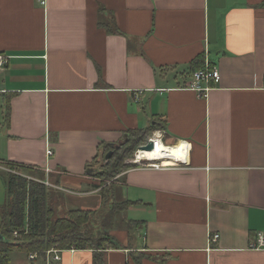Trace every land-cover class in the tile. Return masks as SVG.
I'll use <instances>...</instances> for the list:
<instances>
[{
  "label": "crops",
  "instance_id": "obj_1",
  "mask_svg": "<svg viewBox=\"0 0 264 264\" xmlns=\"http://www.w3.org/2000/svg\"><path fill=\"white\" fill-rule=\"evenodd\" d=\"M263 4L0 0L1 170H40L69 195L65 211H96L87 166L105 147L156 124L165 145L189 146L182 167L134 166L111 182L112 202H138L114 217L116 249L12 253L14 264H264L252 247L264 237ZM198 55L220 76L205 97L186 88Z\"/></svg>",
  "mask_w": 264,
  "mask_h": 264
},
{
  "label": "trees",
  "instance_id": "obj_2",
  "mask_svg": "<svg viewBox=\"0 0 264 264\" xmlns=\"http://www.w3.org/2000/svg\"><path fill=\"white\" fill-rule=\"evenodd\" d=\"M99 25L102 26L100 22ZM104 28L107 33L111 32L109 27ZM189 67L191 75L197 70L204 69L203 55L196 56L189 63ZM8 110L9 108L6 110V119L9 116ZM155 129L154 126H150L145 130L128 131L125 142L117 148L105 147L102 154L87 166L88 169L96 166L100 157L104 162L98 172L90 175L106 181L96 186L100 188L101 197V207L96 211L68 209L62 216L58 215L55 212V205H52L56 195L49 191L54 189L42 183L43 175L37 173L40 178L36 181L4 171L7 192L5 202L0 209V235L4 238L0 241V264H11L12 253H23L27 256L35 254L37 258L45 259L46 252L51 249L59 251L116 249L117 244L109 237L114 217L138 202H112L108 198L112 184H108V181L134 167L132 164H125V160L132 158L135 151L146 144L153 132L159 128ZM106 151L112 152L108 160L105 159ZM5 166L10 170L15 168L32 172L34 170L14 163ZM104 209L108 211L107 214ZM124 223L131 228L136 224L132 221Z\"/></svg>",
  "mask_w": 264,
  "mask_h": 264
},
{
  "label": "built area",
  "instance_id": "obj_3",
  "mask_svg": "<svg viewBox=\"0 0 264 264\" xmlns=\"http://www.w3.org/2000/svg\"><path fill=\"white\" fill-rule=\"evenodd\" d=\"M41 5L45 4V0H37ZM4 64V58L0 56V67H2ZM220 80L219 72L212 67L206 66L202 70H197L192 74L191 81L189 85L186 87L188 90L197 92L200 96L205 97L208 91L211 88V84H216ZM163 138V131L157 130L153 132L151 137L148 139V142L153 143V150L157 148L158 143L165 146L166 148L169 147H176L177 145L185 144V142H180L177 145L168 146L165 145L162 141ZM147 142V143H148ZM146 143V144H147ZM144 144L143 146H145ZM142 147V146H141ZM151 151H143L140 148H138L133 157L130 159L129 163L141 168H148L152 170H162L165 168H179L185 165L187 156L189 153V149L185 154H181L180 156H173V157H165V158H151L148 156V152ZM53 152L52 150L48 149L46 152L47 156H52ZM14 236H17V233H14ZM218 238L217 235H214L210 238V241L215 242ZM255 249H264V237L261 234H257V243L252 246ZM60 251L56 249H51L46 252V259L52 258L53 261L57 262L60 260ZM30 259H33L34 256L30 255Z\"/></svg>",
  "mask_w": 264,
  "mask_h": 264
},
{
  "label": "rangeland",
  "instance_id": "obj_4",
  "mask_svg": "<svg viewBox=\"0 0 264 264\" xmlns=\"http://www.w3.org/2000/svg\"><path fill=\"white\" fill-rule=\"evenodd\" d=\"M156 129L157 128H159V125H155L154 126ZM155 129V130H156ZM163 143H165V142H163ZM166 144V143H165ZM109 151H106V154L108 153ZM106 154H105V156H106ZM130 159L131 158H128V159H126L125 160V164H130L129 163V161H130ZM104 164V162L102 161V159H101V157L98 159V163H97V165L96 166H93L92 168H93V170H95V172H98L99 171V167L101 168V166ZM19 166V165H18ZM3 171V172H2ZM4 171L7 173H9V171L10 172H12L11 174H17V175H21V176H23V177H25V178H28V179H39L40 178V176H38L37 175V173H40L41 175H42V173H41V171L40 170H36V169H34L33 170V172L32 171H26V170H23V169H20V168H15V169H13V170H10L7 166H5L4 167V169H0V209H1V207L3 206V204H4V202H5V199H6V184H5V179H4V175H3V173H4ZM118 176V175H117ZM116 176V177H117ZM116 177L112 180V181H108V183L110 184L111 182H114L115 180H116ZM100 180V179H99ZM48 181H49V183L50 182H53V179L52 178H50V179H48ZM103 182H106L105 181V179L104 180H100V183H102L103 184ZM56 185V184H55ZM55 185H53V186H50V185H48L50 188H52V189H54V190H49V191H51V192H54L55 193V198H53V202H52V205L54 206L55 205V212H57V214L58 215H63L64 214V212H65V210H64V206H63V202L65 201L64 199H67L68 197H69V195H67V194H65V193H61L59 190H58V188H57V186H55ZM71 198H73V197H71ZM74 199H76L75 197H74ZM66 204H68V201H66L65 202ZM57 204H58V206H57ZM72 205H74V204H72ZM105 210V209H104ZM103 210V211H104ZM107 210H105V214H107ZM104 214V215H105ZM0 217H1V215H0ZM115 227H118V225L116 224V226ZM123 228H125L127 231H131L133 228H131V227H129V226H127V225H124L123 226ZM20 254V253H19ZM23 254V253H22ZM30 255H33L34 256V258H36L37 256L35 255V254H29L28 255V257L30 256ZM25 256V255H24ZM33 258V259H34ZM45 258H46V255H45ZM12 260H11V264H14V262L16 261V258L14 257V256H12V258H11ZM30 259V258H29ZM33 259H31V260H33Z\"/></svg>",
  "mask_w": 264,
  "mask_h": 264
},
{
  "label": "bare ground",
  "instance_id": "obj_5",
  "mask_svg": "<svg viewBox=\"0 0 264 264\" xmlns=\"http://www.w3.org/2000/svg\"><path fill=\"white\" fill-rule=\"evenodd\" d=\"M189 146L185 144H179L176 147L166 148L165 146L158 143L157 148L152 152H148V156L151 158H165V157H173L179 156L181 154H185L188 150ZM181 153V154H180Z\"/></svg>",
  "mask_w": 264,
  "mask_h": 264
},
{
  "label": "water",
  "instance_id": "obj_6",
  "mask_svg": "<svg viewBox=\"0 0 264 264\" xmlns=\"http://www.w3.org/2000/svg\"><path fill=\"white\" fill-rule=\"evenodd\" d=\"M117 148V147H116ZM141 150L143 151H151L153 150V143L152 142H148L145 146L140 147ZM112 155V152L109 151L106 156L105 159L108 160ZM4 238L0 235V241H2Z\"/></svg>",
  "mask_w": 264,
  "mask_h": 264
}]
</instances>
